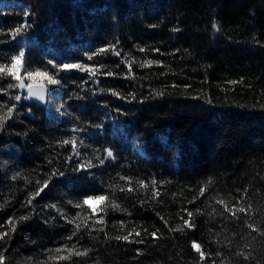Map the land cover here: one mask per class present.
Masks as SVG:
<instances>
[{
    "label": "trees",
    "instance_id": "trees-1",
    "mask_svg": "<svg viewBox=\"0 0 264 264\" xmlns=\"http://www.w3.org/2000/svg\"><path fill=\"white\" fill-rule=\"evenodd\" d=\"M25 11L31 15L25 17ZM25 21L32 27L12 39L11 30ZM110 43L116 44L120 57L108 52L87 59L85 53ZM20 47L33 68L47 67L50 72L55 69L48 60L106 67L94 79L87 72L61 71L62 86L49 85L54 96L47 105L10 101L0 93V104H17L13 119L0 131V224H5L0 231L8 227L9 217L31 216L17 223L6 244L0 242V248H8L6 264H196L193 240L213 254L203 264H264V237L246 226L264 228V110L259 108L264 104V0H0V62ZM125 54L137 61H160L162 66L140 68L134 63L135 78H126L128 68L121 63ZM109 70L115 75L102 74ZM241 79L243 83H228ZM34 82L45 80L38 76ZM8 83L16 81L0 80L5 87ZM108 89L126 97L134 93L136 98L120 99ZM9 93L24 96L26 89ZM65 110L70 115H64ZM100 124L103 127H95ZM74 127L84 130L73 132ZM73 136L83 144H78L79 157L67 162L72 146L61 147L59 141ZM109 147L116 159L99 165L95 157ZM89 159L98 166L72 171ZM53 168L64 175L53 177L31 205L21 207L36 189L35 181L47 178ZM17 172L20 176L13 180ZM119 176L144 180L150 188L153 179L169 183L157 185L156 199L150 198L151 191L116 189L115 199L126 211L108 208L106 215L99 211L102 203L98 208L86 205L82 212L67 203L110 194L108 185L125 184ZM209 180L207 191L198 196ZM194 196L198 198L187 203ZM242 196L243 205L252 206L247 216L219 214L223 208L216 199L232 207ZM49 204H57L69 219L77 212L81 217L67 223L46 207ZM182 208L204 214L194 215L192 230L169 231L182 224L181 216L188 218ZM212 208L217 214L209 215ZM89 213L92 219H87ZM100 216L103 226L94 224ZM119 221L126 227L120 228ZM85 223L94 224L93 230ZM75 224L81 230L67 240ZM101 227L104 231L95 230ZM133 227L142 236L133 233L130 240L143 238L144 244L111 239ZM157 228L162 238L155 242L142 231ZM73 244L92 251L57 258L69 253L55 249ZM137 249L143 254L137 255ZM217 251L222 255L216 256ZM240 251L250 252L253 259L244 260L237 255Z\"/></svg>",
    "mask_w": 264,
    "mask_h": 264
},
{
    "label": "snow or ice",
    "instance_id": "snow-or-ice-1",
    "mask_svg": "<svg viewBox=\"0 0 264 264\" xmlns=\"http://www.w3.org/2000/svg\"><path fill=\"white\" fill-rule=\"evenodd\" d=\"M31 13L28 11L24 12V16L28 17L30 16ZM32 27V25L28 24L26 21L25 23L21 24L20 26L16 27L15 29L11 30V36L12 39H16L19 36H22L23 34L27 33V31ZM150 27H156V25H151ZM212 28L216 31L219 32L220 31V27L218 25L217 22H213L212 24ZM172 31H180L179 28H173ZM139 51L144 52L145 48L143 47H139L138 48ZM154 51H159V49H154ZM108 52H111L113 55L120 57L121 56V51L117 49L116 44H108L105 47H101L99 49H97L94 52H89V53H85L86 57L88 60H93L94 57L98 56V55H103L106 54ZM129 54H125L124 57L121 58V63L125 64L128 68V74H126V78H135V73L132 72V65L134 63H137L138 66L140 68H144V67H151L153 64H156L158 66H162L160 61H155V60H151V59H145L143 61H137L134 57H132L131 59L128 58ZM48 65H51L53 69H55V72H50L47 67H36L33 68L31 65L30 60L28 59L27 55H26V51L24 49V47H20L19 50L15 53L12 54L10 57H6L4 62H0V80H3L5 78H10L13 81H16V83H8L7 86H3L2 84H0V93H3L4 95H8L9 96V100L10 101H16L19 102L21 101V99L24 100H29V99H36L39 100L41 102H47V96L49 94V85H60L62 86V82L61 79L58 78L59 77V73L61 71H71V70H78L80 72H87L89 74L90 78H95L98 73H101L102 70L106 67L103 64L100 65H88V64H84L82 62H76V63H56L53 60H48L47 61ZM117 67H119V65H117ZM21 73H23V75H21ZM102 74L106 75V76H113L115 75L114 72L112 71H106L103 72ZM164 73H161V75H163ZM43 77L45 82L41 83L39 85V87H34V84L32 83V81L34 80L35 77ZM28 81L27 83L25 81ZM98 83V81H96ZM84 83H87V81H85ZM228 83L230 84H236V83H243V80L241 79L240 81H229ZM173 87H176V85H173ZM184 87H190V85H185ZM26 89L27 90V94L22 96L20 94H16V95H10L9 93V89ZM101 92L105 91L104 89H100ZM108 91L111 93V95L116 96L120 99H128L129 97H131V99H135V94L134 93H129V97H126L124 95H122L120 92L116 91L115 89H108ZM163 92H158L156 93V95H163ZM208 103H212L211 100L207 101ZM253 107H256L255 105ZM61 108H63V105H61ZM259 108L264 110V104L259 105ZM17 109V104L16 103H11L10 105L8 103H3L0 104V131H3L5 129V125L7 124V122L11 119H13L14 114L16 112ZM29 111H31L29 109ZM116 111H119V109H117ZM64 115H70V113H68L66 110L63 113ZM95 127H103L102 124L100 125H95ZM84 129H80V128H73L72 131L73 132H77V131H83ZM59 144L61 145V147L65 146V145H71L72 146V153L73 155H70L66 158L67 162H71L73 159V156L79 157L80 153L78 151V144L82 145L83 141L79 140L78 137L73 136L69 139H63L61 141H59ZM103 153L104 155L101 156H96L95 159L98 161L99 165H103L105 163L106 160H115L116 159V155L114 154V151L112 150V148H104L103 149ZM49 163H52L51 160H49ZM98 166L97 164H94L92 162V160H86L82 163H77L75 165V167L72 168L73 172H79V171H87L88 169L92 168V167H96ZM64 172L61 171L59 168H53V170L46 174L45 179L40 180L37 179L35 181L37 187L34 191L28 193V198L26 199V201L24 203L21 204V207H27L29 205L32 204V201L34 199H36V197H39L41 195V193H43L45 191V189H47L51 183V180L53 177L56 176H63ZM20 176V173L17 172L15 173L11 178L13 180L17 179ZM120 180L125 181L124 185H108V188L112 190V192L109 193H105V194H99V195H88L83 197V199L78 200V201H72V200H68L67 203L72 205V207L77 208V209H81V212L84 211L85 206L87 205L88 207H91L90 205H88V201L89 200H97L100 201L102 204H104L103 208H100L99 211L104 212L105 215L107 214L106 209L111 208L112 210H117L120 209L121 211H126L125 209H122L121 206L117 203L116 199H115V190L118 189L120 192H128V193H132V192H136L139 191L141 189H143L146 193L148 191H151V199H156L159 195L160 192L158 190L157 185L158 184H163V183H169V181H156L155 179L150 181V185L151 188L149 186V183H146L144 180H140V179H136L133 180L132 177L130 176H119ZM31 182V181H29ZM212 181L209 180L208 182L204 183L203 186H201L199 188V193L198 196H203L204 193L207 191L208 185L211 184ZM239 191V190H238ZM244 194H247V189L244 190ZM198 196H194L192 200L187 201V203L191 204L193 203ZM107 201V203H105ZM243 196L237 199V204H234L232 207H229L228 203L222 199H216L215 203L219 204L222 206L223 208V212L219 213L220 215H223L224 213H229L233 218L236 219H240V216L238 215L239 213H243L245 214V216H247L249 214V211L251 209V205H247L244 206L243 203ZM145 201H140L141 205H143ZM240 205V206H237ZM2 207V206H0ZM46 207L48 208H52L55 209L58 213V215L60 216L61 219L66 220L67 223H74L75 220L77 218L81 217V212H77L76 216L73 217L72 219H69L62 208L58 207L57 204H49L46 205ZM95 211V210H94ZM182 212H186L187 214V219L184 218V216H181L180 219L182 221L181 225H178L176 228H170L169 231H176V232H181L183 233L185 231V229L187 230H192L196 227L195 223L193 222V217L194 215H203L204 212L201 209H196L195 213L193 211L188 210L187 208H182L181 209ZM217 214V210L215 208H212L211 213H209V215H215ZM254 214V213H253ZM157 216H159L160 220L164 222L165 225H167V220H165L164 216L160 215V213H157ZM31 216L30 215H23L18 217V219H14L13 217H9V219L5 222L8 227L6 228V230L0 231V242H4L5 244L7 243L8 240L11 239V235L10 233H15L16 232V227H17V223L22 222V221H26L28 219H30ZM93 218V213H89L87 216V219H92ZM52 219H55V217H53ZM48 221L46 220L45 223H47ZM105 220L103 216H100L98 219H96L94 221V224H100V225H105ZM119 227L120 228H124L126 227L125 222L124 221H119ZM94 224L93 225H88L87 223L84 224V227L89 228V230H93L94 228ZM114 227L116 225H113ZM247 228L251 229L252 232H256L258 233L261 237H264V228H260L255 226L253 223H246ZM5 228V224H0V229ZM81 230V225L80 224H75V229L72 231V234L68 237H66L67 240H71L74 236L77 235V233ZM97 231H104V228L101 227L99 229H95ZM144 235L146 236H150L153 238V241L155 242L156 240H159L162 238V236H158L157 233L160 231L158 228L155 229L152 232H148L147 229H142ZM133 233L135 234V237H141L142 236V232L141 231H136L135 227H133L130 231H128V233L126 235H116L114 237H111V239H115L117 241H125L128 243H137V244H144L145 243V239L141 238V239H131L130 237L133 235ZM235 235V234H233ZM93 239H95V237H93ZM105 239H108V234L105 233ZM217 243H220V241H216ZM245 247H250L249 245H245ZM191 249L194 250L197 254H198V260L196 262V264H203V262L205 261L206 258L211 257L213 254L211 252H206L203 248L202 245L193 240L191 242ZM68 252L69 255L68 256H58V259H70L71 255H76V256H87L89 254L90 251H92V249H83V251L78 250L76 248V245L73 244L71 247H69L68 245H64L62 248H57L55 249L56 253H62V252ZM8 252V248L7 247H2L0 248V264H6L7 261V256L5 255V253ZM137 255H141L143 254L142 251L140 249L136 250ZM216 256H221L222 254L217 251L215 253ZM237 255L242 256L244 260H251L253 259L252 255L250 252H244V251H240L237 253ZM51 258V257H50ZM212 264H216V261L213 260ZM221 264H223V261H221Z\"/></svg>",
    "mask_w": 264,
    "mask_h": 264
},
{
    "label": "water",
    "instance_id": "water-1",
    "mask_svg": "<svg viewBox=\"0 0 264 264\" xmlns=\"http://www.w3.org/2000/svg\"><path fill=\"white\" fill-rule=\"evenodd\" d=\"M34 84V87H39V85L41 84V83H33ZM49 95H50V89H49V94H48V96H47V102H48V97H49ZM27 101H30V102H36V103H38V104H47V102H41V101H39V100H36V99H29V100H27Z\"/></svg>",
    "mask_w": 264,
    "mask_h": 264
},
{
    "label": "rangeland",
    "instance_id": "rangeland-1",
    "mask_svg": "<svg viewBox=\"0 0 264 264\" xmlns=\"http://www.w3.org/2000/svg\"><path fill=\"white\" fill-rule=\"evenodd\" d=\"M100 201L97 200H89L88 205L91 206V208H98L100 206Z\"/></svg>",
    "mask_w": 264,
    "mask_h": 264
}]
</instances>
